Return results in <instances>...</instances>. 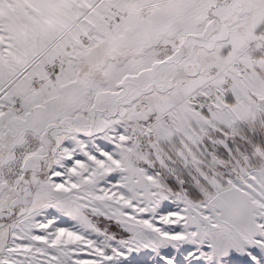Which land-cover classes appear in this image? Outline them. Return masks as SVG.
I'll use <instances>...</instances> for the list:
<instances>
[{
    "label": "snow or ice",
    "instance_id": "1",
    "mask_svg": "<svg viewBox=\"0 0 264 264\" xmlns=\"http://www.w3.org/2000/svg\"><path fill=\"white\" fill-rule=\"evenodd\" d=\"M0 264H264V0H0Z\"/></svg>",
    "mask_w": 264,
    "mask_h": 264
}]
</instances>
